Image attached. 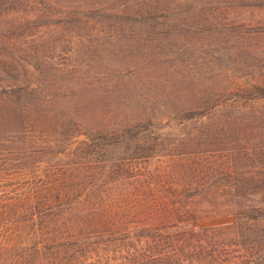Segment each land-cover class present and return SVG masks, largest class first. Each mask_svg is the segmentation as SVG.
<instances>
[{
	"label": "rangeland",
	"instance_id": "obj_1",
	"mask_svg": "<svg viewBox=\"0 0 264 264\" xmlns=\"http://www.w3.org/2000/svg\"><path fill=\"white\" fill-rule=\"evenodd\" d=\"M45 1L50 8H35L47 10L60 23L40 22L42 16L23 31L12 26L35 14L0 17V88L20 79L36 83L44 106L62 103L79 128L105 116L117 122L141 116L162 120L147 144L151 150L133 151L142 158L130 161L127 153H116L124 162L162 171L161 185H168L164 175L175 161L190 167L194 186L227 187L238 176L249 180L248 187L264 188V101L245 102L256 95V85L264 87V0ZM139 13L150 18L144 20L151 21L149 32L143 21L121 16ZM11 49L36 52L42 72L21 68L17 74ZM12 74L17 78H9ZM11 173L16 174L0 176V202L9 196L5 183H13L18 194L27 182L19 171ZM129 186L126 181L110 191L107 199L113 206L102 213L128 230L146 213L149 218L167 215L158 197L147 198ZM117 192L123 196L115 198ZM135 200L143 204L140 213ZM226 200L215 197L208 204L199 199L204 204L194 209L199 219L194 229L230 223ZM235 241L222 236L212 241V249L227 264L264 256L255 249L239 252Z\"/></svg>",
	"mask_w": 264,
	"mask_h": 264
},
{
	"label": "trees",
	"instance_id": "obj_2",
	"mask_svg": "<svg viewBox=\"0 0 264 264\" xmlns=\"http://www.w3.org/2000/svg\"><path fill=\"white\" fill-rule=\"evenodd\" d=\"M40 4L50 8L45 0H0V17L20 11L35 14L33 20L12 26L13 30L23 31L37 24L36 19L42 16L40 22H61L50 19L47 10L35 8ZM121 16L143 21L149 32L151 21H144L150 20L148 15ZM10 52L17 74L21 68L42 72L36 52ZM9 78L14 80L17 75ZM254 90L256 95L245 102L264 101V87L256 85ZM160 124L162 120L144 116L118 122L105 116L100 123L79 128L81 125H76L69 108L62 103L44 106L36 83L20 79L2 86L0 176L15 175L11 172L16 170L27 182L20 186L18 194L13 183L4 185L9 196L0 202V264H227L212 249V241L229 235L236 240L239 252L255 249L264 253L263 186L248 187L249 180L238 176L227 187H204L197 182L194 186L190 167L175 161L164 175L166 186L160 184L162 171L129 163L142 158L138 153L134 155V150H151L152 145L147 144ZM29 130L35 135L27 136ZM119 151L130 155L128 163L116 156ZM126 181L147 198L158 197L167 215L149 218L151 215L146 213L135 220L134 230H128L116 217L102 213L113 206L107 199L109 192L126 185ZM114 196L120 198L123 193ZM103 197L108 200L106 205L102 204ZM215 197L227 199L224 211L232 221L195 230L199 219L194 209L204 204L198 200L205 199L210 204ZM133 205L140 213L143 204L135 200ZM225 229L231 234L225 236ZM257 258H241L236 264H264V256Z\"/></svg>",
	"mask_w": 264,
	"mask_h": 264
}]
</instances>
